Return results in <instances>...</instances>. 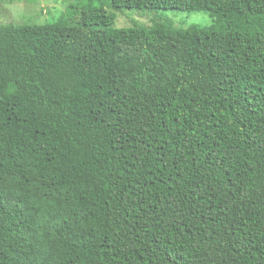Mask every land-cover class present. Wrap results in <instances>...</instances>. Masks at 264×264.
<instances>
[{
    "label": "trees",
    "instance_id": "16d2710c",
    "mask_svg": "<svg viewBox=\"0 0 264 264\" xmlns=\"http://www.w3.org/2000/svg\"><path fill=\"white\" fill-rule=\"evenodd\" d=\"M74 1L0 23V264H264V0Z\"/></svg>",
    "mask_w": 264,
    "mask_h": 264
},
{
    "label": "rangeland",
    "instance_id": "374dc122",
    "mask_svg": "<svg viewBox=\"0 0 264 264\" xmlns=\"http://www.w3.org/2000/svg\"><path fill=\"white\" fill-rule=\"evenodd\" d=\"M76 4L74 0H0V23H47L56 21L63 15L65 8ZM83 13L88 14L95 8L81 7ZM115 26L127 27L134 23L149 25L151 19L162 15L170 18L176 26L187 28L191 24L209 26L213 22L212 16L204 11L178 10H121L115 12Z\"/></svg>",
    "mask_w": 264,
    "mask_h": 264
}]
</instances>
